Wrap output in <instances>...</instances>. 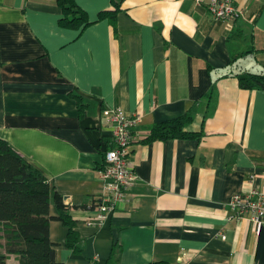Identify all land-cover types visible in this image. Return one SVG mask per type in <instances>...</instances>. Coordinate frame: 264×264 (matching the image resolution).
Masks as SVG:
<instances>
[{"label": "crops", "instance_id": "crops-1", "mask_svg": "<svg viewBox=\"0 0 264 264\" xmlns=\"http://www.w3.org/2000/svg\"><path fill=\"white\" fill-rule=\"evenodd\" d=\"M75 1L84 29L59 26L57 0H0V139L70 206L79 251L53 219L56 260L264 264V222L229 208L236 194L264 191V90H242L236 78L264 72V0H232L241 15L228 22L212 18L208 0ZM113 109L141 117L129 148L136 180L90 227ZM187 113L184 131L195 136L143 142Z\"/></svg>", "mask_w": 264, "mask_h": 264}, {"label": "trees", "instance_id": "trees-1", "mask_svg": "<svg viewBox=\"0 0 264 264\" xmlns=\"http://www.w3.org/2000/svg\"><path fill=\"white\" fill-rule=\"evenodd\" d=\"M57 5L62 10L58 22L61 28L78 30L90 25L86 13L75 0H57ZM109 15L111 13L101 12L99 19ZM236 78L242 90H264L263 71L241 73ZM74 98L81 105L80 98ZM191 120L187 113L156 124L143 142L191 138L196 134L184 131ZM51 205L58 213L55 218L50 216ZM69 209L70 206L64 203L52 184L0 139V233L4 241L3 246L0 245V249L3 248V251L0 250V264H6L7 255L18 256L19 264H63L56 260L54 245L49 238V224L53 219L61 221L68 229L66 247L78 252L74 221L66 213Z\"/></svg>", "mask_w": 264, "mask_h": 264}, {"label": "built area", "instance_id": "built-area-1", "mask_svg": "<svg viewBox=\"0 0 264 264\" xmlns=\"http://www.w3.org/2000/svg\"><path fill=\"white\" fill-rule=\"evenodd\" d=\"M199 4L202 0H196ZM206 7L216 21H233L241 11L232 0H208ZM106 122L110 127L112 148L104 153V165L99 172L104 181V194L93 208L94 218L87 222L90 227H98L112 213L116 203L121 202L126 192L136 180L133 165L129 157V148L136 136L132 129L141 124L139 115L128 116L121 110L113 109L106 113ZM233 212L231 218H247L254 224L264 222V191L252 190L234 195L229 203Z\"/></svg>", "mask_w": 264, "mask_h": 264}, {"label": "rangeland", "instance_id": "rangeland-1", "mask_svg": "<svg viewBox=\"0 0 264 264\" xmlns=\"http://www.w3.org/2000/svg\"><path fill=\"white\" fill-rule=\"evenodd\" d=\"M248 61H249V58H247L246 62H248Z\"/></svg>", "mask_w": 264, "mask_h": 264}]
</instances>
